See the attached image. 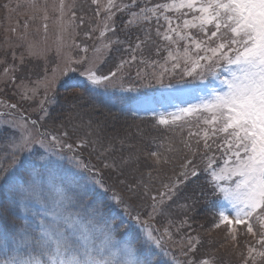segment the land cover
Listing matches in <instances>:
<instances>
[{
  "label": "rangeland",
  "instance_id": "rangeland-1",
  "mask_svg": "<svg viewBox=\"0 0 264 264\" xmlns=\"http://www.w3.org/2000/svg\"><path fill=\"white\" fill-rule=\"evenodd\" d=\"M117 2L128 4L129 9L116 12L112 17L115 30L106 32L105 37H101L99 28L102 27L101 22L106 13L101 8L100 15L97 16V5L92 4V0H64L63 13L60 11V0H0V168L7 167L11 161L9 138L19 134L12 125L28 121V129L33 137L44 139L51 145L47 151L36 146L38 154H43L39 163L45 166V172L36 198L29 201L28 220L33 229L38 227L41 219L51 220L49 213L55 212L58 213L57 222L65 228L66 234H70L73 241L80 235L78 229L85 227L88 229L89 243L99 247L104 239L103 230L106 226L112 229L114 240L123 243L130 236L138 237L141 225L148 221L153 234L157 238L163 236L161 243L168 255L161 253V264H172L173 261L188 264L190 259L197 264L203 259L209 260V264H253L248 250L249 247L260 248L256 243L258 237L253 238L246 226L233 223L231 227L234 231H230L226 222H220L218 212L221 208L226 213H231V207L222 194L219 193L222 203L213 214H200V201H196L198 195H180V189L177 188L182 184L184 187L189 180H185L181 173L190 174L193 168L197 174L202 173L211 180L210 172L206 171L209 162L205 158L206 151L210 152L207 157L213 162L220 155L214 168L220 167L226 158L222 150L216 155L215 144L211 145L210 150H205L200 136L198 143L195 135H189L190 132L200 131L195 118H185L165 125L164 128L148 125L149 122L123 124L133 130L134 139L122 136L123 134L106 135L105 132L92 130L89 119L94 116L92 113L100 115L97 111L87 113L86 119L78 113L69 118L72 121L69 125L65 122L59 126L55 119L49 118L52 109L58 110L65 102L79 100L80 97L78 92L60 93L59 85L66 80L88 81L81 73L92 65L98 75L117 71L118 76L114 82L98 87L133 96V111L142 116H167L178 108L197 104L211 90H226L222 81L229 73L223 65L216 70L221 77L215 76L216 82L212 79L215 87L211 90L198 86L200 81L207 84L206 81L211 80L210 76L203 80L183 76L179 69L171 70L170 64L167 65L170 71L161 76L163 69L159 65L164 64L168 45L157 35L155 19L150 24L126 27L130 11H138L140 7H150L164 0H138L135 8L131 7V0ZM104 3L106 0H101V5ZM45 15L47 19L44 18ZM163 23L161 21V25ZM132 32H136V36L131 40L129 37ZM109 41L119 42L109 44ZM105 44L109 46L104 48ZM180 46L182 48L183 44ZM133 56L136 57L135 60L131 59ZM69 60L73 61L71 67L74 71L60 75L59 70ZM121 61L126 63L122 69H118ZM154 61L156 64H152ZM5 68L9 69L7 74L4 72ZM54 70L59 79L48 95L54 98L55 103H44L48 114L41 120L43 113L39 106L45 100V94L43 87H38L37 82L46 75L51 77ZM32 89H36L35 95ZM25 94L29 98H22ZM153 97H156L154 102ZM59 98L63 100L59 101ZM12 104L16 108H11ZM102 118L113 122L104 115ZM157 118L154 119L155 123ZM83 120H87L86 125ZM31 121H36V125L33 126ZM92 127L98 129L95 124ZM70 129L85 133L86 139L82 141L86 142V146L76 140L77 142H72L73 147L69 151L51 141V136L56 135L62 144H70L68 137L74 132L72 130L69 133ZM63 132L68 133L67 138L60 135ZM217 139L221 142L219 137L213 138ZM186 144L191 145V148L186 147ZM153 152L158 154L159 159L152 156ZM186 161L192 163L184 167ZM105 163L114 164L115 167L106 168ZM176 180L183 183L177 185L175 195L171 199L165 196L161 202L159 193L165 191L164 185H170ZM130 185L133 186L131 191ZM185 189L189 192L191 190ZM61 192L66 194L67 199L58 204ZM114 193L123 198V203H117L112 198ZM153 196L157 201L155 212ZM11 199L7 186L0 185V204L4 202L0 209L5 208ZM125 205L128 206L127 212ZM93 208L96 211H91ZM7 214L9 225L14 219L20 224L23 222L22 214L17 210L9 208ZM137 215L139 223L134 219ZM65 217L76 222L77 229L68 228ZM230 219L234 220V214L230 215ZM14 225L16 224L12 223L10 228L4 225L8 230H4L1 224L0 227L4 231L10 232L11 229L14 232ZM165 227L171 233V238L163 235ZM189 237L196 245L191 252L188 249ZM10 252V255L15 254L13 251L8 253ZM0 255L5 257L2 246ZM255 264H264V261L257 257Z\"/></svg>",
  "mask_w": 264,
  "mask_h": 264
},
{
  "label": "snow or ice",
  "instance_id": "snow-or-ice-1",
  "mask_svg": "<svg viewBox=\"0 0 264 264\" xmlns=\"http://www.w3.org/2000/svg\"><path fill=\"white\" fill-rule=\"evenodd\" d=\"M92 4L97 5V16L100 15L101 8L106 13L101 22L102 27L99 28L101 37H105L106 32L115 30L112 24L115 13L129 9L128 4L118 3L117 0H106L103 5L101 0H92ZM137 4L138 0H131V7L135 8ZM64 7V0H60L61 13ZM129 16L126 27L150 24L155 19L156 33L168 45L165 49L168 55L164 64L159 65L163 69L161 76L170 71L167 67L169 64L171 70L179 69L183 76L194 79L203 80L206 76H218L216 70L222 65L229 73L222 81L226 90H211L207 96L201 97L197 104L178 108L167 116L161 115L157 122L160 125H169L185 118H195L200 131L190 132L189 135L200 136L205 150L211 149L210 140L220 138L221 143L217 147L226 157L223 164L214 168L212 159L205 156L209 161L206 171L210 172L211 183L231 207V213H226L223 208L219 210L220 222H226L230 231H234L231 227L233 223L246 226L247 232L253 238L258 237L256 243L260 245L259 249L249 247V257L253 264L257 257L264 261V251L261 250L264 249V0H164L150 7H140L138 11H130ZM72 17H75V12ZM44 18L47 19V16ZM161 21L164 22L163 25ZM113 42L119 41H109V44ZM109 44L103 47L107 48ZM137 47H140L139 41ZM131 59L135 60L136 57ZM72 63L73 61L69 60L63 69L59 70L60 75L74 71ZM125 63L126 61H121L118 69H122ZM8 71V68L4 69L5 74ZM81 75L86 76L92 85H102L114 82L118 73L112 71L108 75H98L92 65ZM58 79L54 70L51 77L46 75L37 82L38 87H43L45 94V100L41 101L39 106L43 113L41 120L48 114L44 103H55L48 93L56 87ZM32 92L35 95L36 89H32ZM22 98L29 97L25 94ZM10 107L16 108V105L12 104ZM36 123L31 121L33 126ZM12 127L19 134L9 138L11 161L7 167L0 168V185L7 186L12 199L5 208L0 209V216L12 208L22 214L23 222L14 225L12 233L0 232V246L6 254L0 264H161V253L168 255L161 243L163 236L157 238L148 221L141 225L138 237L130 236L123 243L116 242L112 229L106 226L103 230L104 239L99 247L89 243L90 237L85 227L78 229L80 235L73 241L70 234H66L65 228L57 222L58 213L55 212L49 213L51 220L41 219L38 227L33 229L28 220L29 201L36 198L45 172V166L39 163L43 154H38L36 146L47 151L51 145L44 139L33 137L28 129V121L13 124ZM60 135L67 136L68 133L63 132ZM51 141L69 151L72 150L71 144H62L56 135L51 136ZM79 144L86 146L85 141H80ZM186 147L191 148V145L186 144ZM152 156L159 159L156 152H153ZM191 163L186 161L184 167ZM105 167L115 165L105 163ZM181 175L185 180L189 178L187 172ZM190 175H197L195 168ZM180 183L183 181L176 180L170 185L165 184V191L159 193L161 202L165 196L171 199ZM132 187L129 186L130 191ZM112 198L117 203H123V198L115 193ZM65 199L66 194L61 192L57 203L62 204ZM152 199L155 212L156 197L153 196ZM127 210L128 206L125 205V211ZM232 214L234 220L230 219ZM134 219L139 223L138 215ZM65 224L70 229H77L76 222L69 217H65ZM163 235L171 238L167 227ZM188 240V249L191 252L196 245L192 243L191 237ZM22 249L28 251L23 252ZM9 251L15 254L7 255ZM182 254L187 255L183 252ZM172 264L178 262L173 261ZM188 264L197 262L190 259ZM199 264H209V260L203 259Z\"/></svg>",
  "mask_w": 264,
  "mask_h": 264
},
{
  "label": "trees",
  "instance_id": "trees-1",
  "mask_svg": "<svg viewBox=\"0 0 264 264\" xmlns=\"http://www.w3.org/2000/svg\"><path fill=\"white\" fill-rule=\"evenodd\" d=\"M130 32V30H127ZM125 31V32H127ZM134 32H132L131 40L133 37L136 36V32L133 36ZM161 57V56H160ZM220 78V74L216 76ZM215 76H210L211 80L206 81L207 84H203L202 81L198 82L199 88L203 89H214L215 85L212 84V79L215 80ZM223 79V76L222 78ZM59 91L60 93H66V92H78L80 97L79 100H72L71 102L68 101L65 102V104H62L61 107H58V110L52 109L49 114V118L55 119L57 122V125L61 126L60 124H64L65 122H68L69 124H72L70 117L73 118L76 114H82L87 116V113H90V111H97L100 113V115H96L92 113L94 116L90 117V128L94 131H97L99 133H107L106 135H109V133H116L118 135L126 136L129 138H133L135 134H132L133 130H129L126 126H123V124H135L137 122H149L148 125H154L157 128H162L157 122L155 123V120L152 117H140L138 115H135L130 112V106L128 107L127 104H130V102H126L124 100L125 94L119 91H111L110 89L98 87V85H92L86 80H66L63 83L59 85ZM63 95V94H62ZM63 99L59 98V101H62ZM58 101V102H59ZM57 102V103H58ZM131 105V104H130ZM57 111V113H55ZM102 115L108 117L109 119L113 120H107L106 118H102ZM84 121V120H83ZM74 122V121H73ZM76 123V122H74ZM87 120L84 121V125H86ZM97 125L98 129L95 130L93 125ZM122 125V126H120ZM60 128V127H59ZM81 128H83L81 124ZM84 129V128H83ZM74 130V129H72ZM70 129V132H72ZM62 131V129H61ZM92 135L96 136L94 133H91ZM85 133L79 132V130L75 129L74 132L68 137V141L70 144L72 142L82 141L86 139ZM196 136V135H195ZM67 138V136H65ZM195 139L197 142H200V137L196 136ZM209 143L214 146L215 144V153L216 155L220 153V150L218 149V145L221 143L217 140H211ZM206 155L209 156V151H206ZM215 155V156H216ZM220 159V155H218L215 158V161L213 162V165H216ZM188 178L189 180L186 181L184 184V187L182 185L178 186L177 188L180 189V195H186L193 193L198 195L197 202L200 201V214L207 213V214H213L215 210L220 206L222 203V196L215 190L213 184L211 183V180L208 178V176H205L204 174L200 173L197 174L195 177H192L189 174ZM189 184V185H188ZM194 186V187H193ZM185 188L191 189L190 192L186 190ZM6 203L7 200H5ZM4 203V202H3ZM3 203L0 204V207L3 205ZM197 211V210H196ZM195 211V212H196ZM116 216H114L115 218ZM9 216L7 212L0 216V224L3 225L4 230H8L6 227L10 228V225L12 223H15L16 225H19L20 222L18 220H13V222L9 225ZM21 219V218H19ZM6 227H5V226ZM2 227H0V232L4 231ZM13 230L10 229L9 233H12ZM6 255V254H5ZM9 255V253L7 254ZM4 255H0V260H2Z\"/></svg>",
  "mask_w": 264,
  "mask_h": 264
}]
</instances>
